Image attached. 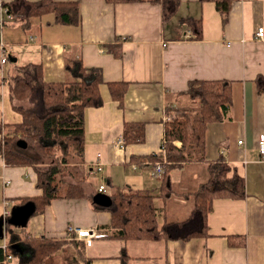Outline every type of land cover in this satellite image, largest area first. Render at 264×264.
<instances>
[{"label":"crops","instance_id":"0c3cea01","mask_svg":"<svg viewBox=\"0 0 264 264\" xmlns=\"http://www.w3.org/2000/svg\"><path fill=\"white\" fill-rule=\"evenodd\" d=\"M73 1L79 3L78 24L57 22L54 13H47L32 18L29 31L14 23L3 27L0 126L5 129L22 120L12 106L8 79L18 65L42 63L49 82L67 79L69 55L80 56L86 66L100 67L103 104L85 110L82 165L89 173L86 194L90 197L55 198L34 213L25 227L4 224L0 242L8 241L14 257L0 264H26L32 249L24 237L58 243L43 264H264V165L258 149L264 137V92L256 83L258 76L264 77V38L256 37L257 29L264 26V0L235 1L225 24L213 1L181 0L178 13L167 23L160 2ZM188 16L202 18L201 39L187 37L182 20ZM108 44L121 45V55L109 51ZM4 51L11 57L2 64ZM192 80L230 82L232 102L224 119L208 125L205 159L173 169L168 189L163 177H152L156 161L150 156L162 151L165 122L174 116L171 110L192 103L187 94ZM114 81L128 82L123 106L111 96L108 82ZM126 122L145 123L143 142L118 143ZM218 158L245 176L247 196L213 200L208 236L190 240L117 237L110 228V211L91 199L103 183L110 196L145 191L155 195L159 223L184 220L194 208L188 194L207 181L208 162ZM166 190L171 192L167 196ZM42 193L36 166L7 164L0 153V220L8 218L22 199ZM171 202L176 204L173 212L166 208ZM69 225L105 235L88 246L85 239L69 234ZM242 237L245 245H230L229 241Z\"/></svg>","mask_w":264,"mask_h":264},{"label":"trees","instance_id":"16d2710c","mask_svg":"<svg viewBox=\"0 0 264 264\" xmlns=\"http://www.w3.org/2000/svg\"><path fill=\"white\" fill-rule=\"evenodd\" d=\"M108 3L136 2L143 0H106ZM160 2L162 19L167 23L177 13L181 0H151ZM213 1L225 24L237 0H200ZM13 18H5L4 25L19 24L29 31L32 18L54 13L60 23L78 24L81 19L79 3L68 0H12L2 3ZM189 38L203 37L201 17L188 16L182 20ZM2 35L0 29V44ZM109 51L121 55V45L108 44ZM5 52L7 61L11 55ZM4 54V53H3ZM67 79L49 82L44 78L43 65L30 62L17 66L16 74L9 77L10 99L13 108L22 115V120L8 127V134L1 135L0 153L10 165H34L37 167L39 186L43 193L38 197L22 199V204L34 201L36 212L42 211L55 198L90 197L77 183L64 186L68 173L75 175L73 167H60L61 163L80 162L83 164L85 150V110L91 106H101L103 96L101 84L104 83L100 67H89L76 54L67 56ZM5 79H7L5 77ZM259 92H264V77L256 78ZM113 99L121 106L128 87L126 81L108 82ZM187 94L192 103L178 106L174 116L165 122V135L161 153L150 158L161 161L164 167L163 186L170 188L173 169L180 168L185 162L202 159L206 144V132L210 122L222 120L227 116L232 102L231 83L225 80H192ZM171 113V112H170ZM173 114V113H172ZM2 134V126H0ZM124 144L140 143L145 140L144 122H126L124 124ZM25 140L27 147L18 145ZM181 142L178 146L176 142ZM51 158V160L49 159ZM50 160V162L46 160ZM49 165L47 168L39 166ZM64 188L65 192H61ZM171 193L166 190L164 195ZM95 194V193H94ZM194 199V208L184 220L159 223L155 195L145 191H122L112 195L113 203L109 207L96 204L111 213V225L114 235L125 239L151 238L190 240L199 236H208V214L212 210L213 200L220 197L245 198L247 196L245 176L223 158L208 162V179L198 189L188 194ZM93 201V195H92ZM10 225V224H8ZM237 238L238 236H233ZM23 242L32 249V255L26 264H43L58 248V243L45 237H24ZM230 245H245V238L229 241ZM6 259L0 249V263Z\"/></svg>","mask_w":264,"mask_h":264},{"label":"built area","instance_id":"2783aa9c","mask_svg":"<svg viewBox=\"0 0 264 264\" xmlns=\"http://www.w3.org/2000/svg\"><path fill=\"white\" fill-rule=\"evenodd\" d=\"M5 18H13V15L11 13H9L7 7H4V5L2 3H0V29L2 31L4 25V20ZM188 36V35H187ZM256 37L257 38H264V26H260L257 31H256ZM5 62H7V56L5 54L2 55L1 58V63L4 64ZM243 141L240 140L239 143H242ZM118 143L121 145H125L124 143V136L120 135L118 137ZM258 149L260 152V161L263 163L264 165V137H261L258 141ZM98 157H100V154H98ZM100 162L97 163L98 166V170H101L100 167ZM151 175L153 178H159V177H163L164 175V167L161 161H156L154 163V165L151 167ZM106 189V185L105 183L101 184L100 187L97 189V192H104ZM68 232L69 234H72L73 236L80 238V239H85L86 241V245L90 246L93 242L94 238H99L105 235V233H96L91 231L90 229H85L82 227H79L77 225H69L68 227ZM0 249L3 250L4 254L6 255V259L5 260H11L14 255L10 252V244L8 243L7 240H3V242H0Z\"/></svg>","mask_w":264,"mask_h":264},{"label":"water","instance_id":"95a60500","mask_svg":"<svg viewBox=\"0 0 264 264\" xmlns=\"http://www.w3.org/2000/svg\"><path fill=\"white\" fill-rule=\"evenodd\" d=\"M18 145L26 148L28 144L25 140L21 139L18 141ZM93 202L101 206L109 207L113 203V198L105 192H97L93 195ZM35 210L36 204L31 200L21 205H15L12 208L11 215L5 220H0V236L2 237L4 235V224L25 227L30 217L35 213Z\"/></svg>","mask_w":264,"mask_h":264},{"label":"rangeland","instance_id":"374dc122","mask_svg":"<svg viewBox=\"0 0 264 264\" xmlns=\"http://www.w3.org/2000/svg\"><path fill=\"white\" fill-rule=\"evenodd\" d=\"M39 18L40 16H36V18ZM34 18V17H33ZM13 125V124H11ZM5 129L2 127V132H4L2 135H4L5 133L8 134V127H6V125L4 126ZM178 143V142H176ZM51 160V158H49ZM50 160H46L48 162H50ZM60 167H64V168H69V167H73L74 171H75V175L72 176L70 173H68V175L65 176L64 181H59V184L61 185L60 187H62V184H64V186L72 184V183H77L79 185H81L85 191V187L87 185V183L89 182V173L87 171V169L84 167V165H82L79 161L76 163L73 162H69V163H61L59 164ZM49 165H43V166H39V168H47ZM66 183V184H65ZM61 192H65V189L62 188ZM176 207V204L174 203H169L167 205V210L169 212H173L174 209ZM1 240V239H0Z\"/></svg>","mask_w":264,"mask_h":264}]
</instances>
